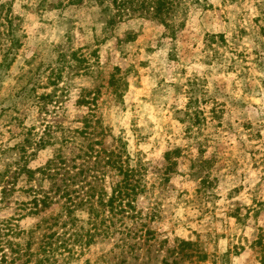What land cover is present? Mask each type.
I'll list each match as a JSON object with an SVG mask.
<instances>
[{
    "label": "rangeland",
    "instance_id": "obj_1",
    "mask_svg": "<svg viewBox=\"0 0 264 264\" xmlns=\"http://www.w3.org/2000/svg\"><path fill=\"white\" fill-rule=\"evenodd\" d=\"M165 20L111 0H0V220L50 188L49 161L82 180L89 143L135 170L122 233L70 238L58 264H264V0H182ZM102 165L87 181L110 193L123 175Z\"/></svg>",
    "mask_w": 264,
    "mask_h": 264
},
{
    "label": "trees",
    "instance_id": "obj_2",
    "mask_svg": "<svg viewBox=\"0 0 264 264\" xmlns=\"http://www.w3.org/2000/svg\"><path fill=\"white\" fill-rule=\"evenodd\" d=\"M85 0H69V2L83 3ZM117 4L122 11L124 10H144L159 20H164L173 12L174 7L182 0H111ZM86 102V101H83ZM87 103V102H86ZM84 130L78 131L81 134H87L88 129L91 128V123L85 120ZM97 120L96 126L99 127ZM87 131V132H86ZM94 130L89 133V136H94ZM67 143V137L64 139ZM74 140V139H69ZM77 139L74 140L77 143ZM64 144V141H63ZM101 142L96 141L89 143L90 151H85L83 155L78 158L84 159L80 166L75 169H80L81 173L77 176L83 177L82 180L76 181L72 176L66 177L61 171L68 167V161L64 156L61 161H49L46 167L39 169L45 179L51 180V186L45 191H34L32 199L26 203H22V210L26 211L25 215L20 218H11L8 220H0V262L3 264H58V260L64 255L63 251H68L65 259L68 261L75 258L76 252L74 249H66V242L73 238L81 249L92 244L97 236L106 238L116 233L121 234V229H117L118 216L125 217L129 211L127 208L133 207L134 199L139 191L137 186L132 185V176L135 175V170L132 167L126 166L125 161H118L113 159L116 154L111 151L106 155L109 161H102L103 155L98 151L95 145H100ZM79 149H83L84 144L78 145ZM78 149V150H79ZM95 155V161L92 168L87 169L93 172V175H86L84 166L87 158ZM107 154V153H106ZM62 154H59L60 157ZM100 159L101 161H97ZM75 162V161H74ZM91 162V161H90ZM60 164V166H59ZM102 165V168L111 167L123 175L119 181H113L112 191L109 193L107 188H102L97 191V186H93L87 178L91 176L96 180L105 181V176L109 170L99 171L96 167ZM67 170V169H65ZM69 171V170H67ZM98 172V175H95ZM69 173V172H68ZM138 173V172H137ZM33 174V171H29ZM61 175L60 184L57 179ZM83 183L82 186L76 188V185ZM92 184V185H91ZM89 185V188L87 187ZM3 198L6 199L8 194L3 189ZM54 205H59L60 210L56 215L43 216L39 223L30 230H19L14 222H19L21 218L27 215H42ZM89 206L88 219L86 222L89 228L85 230L84 227H77L79 217L77 211L83 210ZM16 226V227H15ZM61 229V230H60Z\"/></svg>",
    "mask_w": 264,
    "mask_h": 264
}]
</instances>
